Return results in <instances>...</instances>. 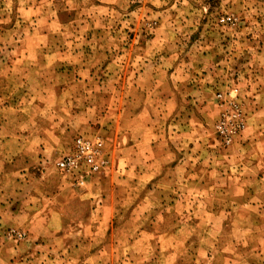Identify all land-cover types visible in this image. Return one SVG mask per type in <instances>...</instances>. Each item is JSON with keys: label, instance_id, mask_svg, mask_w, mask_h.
Returning a JSON list of instances; mask_svg holds the SVG:
<instances>
[{"label": "rangeland", "instance_id": "rangeland-1", "mask_svg": "<svg viewBox=\"0 0 264 264\" xmlns=\"http://www.w3.org/2000/svg\"><path fill=\"white\" fill-rule=\"evenodd\" d=\"M78 134L108 159L82 189ZM260 155L264 0H0V264H264Z\"/></svg>", "mask_w": 264, "mask_h": 264}, {"label": "built area", "instance_id": "built-area-1", "mask_svg": "<svg viewBox=\"0 0 264 264\" xmlns=\"http://www.w3.org/2000/svg\"><path fill=\"white\" fill-rule=\"evenodd\" d=\"M220 22H230V15L222 16ZM237 88L228 93H218L221 113L214 124L219 143L227 147L242 135L246 127V116L237 101ZM108 159L104 141L100 136L76 135L55 167L76 188H84L107 167Z\"/></svg>", "mask_w": 264, "mask_h": 264}, {"label": "crops", "instance_id": "crops-1", "mask_svg": "<svg viewBox=\"0 0 264 264\" xmlns=\"http://www.w3.org/2000/svg\"><path fill=\"white\" fill-rule=\"evenodd\" d=\"M232 145V144H231ZM244 148H249V145H247V146H244ZM244 152V151H243ZM259 162H262L263 163V165H264V156H262V155H260L259 157H258V162L257 163H259ZM223 163H226L225 165L228 167L230 164H232V162H231V159H227L226 158V161H223ZM242 163H244V164H246V166H248L249 164L248 163H246V161L244 160V162H242ZM252 163H255L254 161L252 162ZM256 163V164H257ZM177 164L179 165L180 164V160H178V162H177ZM254 167V164H253V166H252V168ZM233 173V171H231L228 175H229V178H232V179H236L237 181H241L240 182V184L239 185H241V184H244L243 183V181H245L246 180V177L245 176H237V175H233L232 174ZM241 174H244V172H240ZM262 175L264 176V171L263 172H261V174L259 175H257L258 177H259V179H263L264 177H262ZM242 186V185H241ZM79 189H82V188H79ZM233 189H236L235 191L233 190ZM225 191H226V194H231V195H233V194H244L245 193V188L244 187H242L241 189L240 188H238L236 185L233 187V188H226L225 189ZM86 194H87V192L86 193H83L82 194V196H86ZM218 212H221V211H219V210H217ZM107 218H105V220H106Z\"/></svg>", "mask_w": 264, "mask_h": 264}]
</instances>
